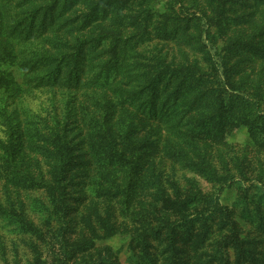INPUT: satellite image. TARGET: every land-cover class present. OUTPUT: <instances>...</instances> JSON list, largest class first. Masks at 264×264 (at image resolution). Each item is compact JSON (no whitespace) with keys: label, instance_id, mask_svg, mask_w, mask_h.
Returning <instances> with one entry per match:
<instances>
[{"label":"trees","instance_id":"obj_1","mask_svg":"<svg viewBox=\"0 0 264 264\" xmlns=\"http://www.w3.org/2000/svg\"><path fill=\"white\" fill-rule=\"evenodd\" d=\"M251 1L256 5L247 24L253 32L245 41L236 34L244 17L225 15L235 0H203L202 16L211 13L208 45L191 30L199 28L198 20L178 14L174 0L156 8L162 1L0 0V93L16 97L50 87L77 94L63 122L49 111L4 116L9 138L0 140V177L16 192L44 189L49 198L41 205L45 232L23 214L14 220L17 231L50 248L60 236L52 221L64 232L81 214L90 237L81 231L59 264L79 258L77 264H119L109 248L92 253L98 240L119 232L116 223L132 225L129 256L143 263L155 264L148 247L157 239L164 245V264H264V253L240 237L232 210L213 207L211 197L199 191L183 196L153 159L161 153L222 185L228 176L216 172L203 147L225 144L234 127L246 125L252 144L264 150V95L260 89L249 93L242 71L245 62L264 67V0ZM8 17L27 20L29 29L39 21L40 33L33 38L28 31L25 38L26 44L41 39V47L27 54L42 70L34 84L16 83L3 73L4 65L18 62L11 58ZM228 32L235 34L219 47L217 37ZM158 43L174 45L181 58L169 57ZM68 65L63 79L54 77ZM138 191L145 192V202ZM240 194L234 203L239 215L250 232L264 237V191L248 197L244 187ZM0 215L10 217L1 203ZM136 248L144 253L136 254ZM34 264L41 263L36 258Z\"/></svg>","mask_w":264,"mask_h":264},{"label":"rangeland","instance_id":"obj_2","mask_svg":"<svg viewBox=\"0 0 264 264\" xmlns=\"http://www.w3.org/2000/svg\"><path fill=\"white\" fill-rule=\"evenodd\" d=\"M160 1L162 2H156L154 4L155 8L158 7L159 4L162 5L165 0ZM174 1L176 2L175 10L178 14L198 20L199 28H197V30H191L201 36L202 42L210 45L206 30L208 29V17L211 13L207 12L205 18L202 16L203 0ZM181 2L182 6H180ZM255 5L256 4L251 0H235V4L233 6L229 5L225 13L230 19L244 17L246 22L244 23L242 19V25L240 26V29L243 30H238L236 34H238L240 39L245 41H249V36L253 32L252 26H248L247 22H249L248 16L250 13L255 10ZM28 25L29 22L27 20L20 23L18 19H11L8 17L6 33L13 39L12 45L15 51L10 54L12 56L11 58H15L18 62L12 65H4L2 70L6 76L8 75L11 80L16 83L23 80L34 84L41 77L42 70L39 66H34L35 57L27 54L31 49L41 47V39H34L26 44L25 38L28 31H30L33 38H35L40 33V27L39 21H36L31 29H29ZM216 30L220 32L219 26ZM234 34L233 32H228L225 33V36L222 38L218 36V46L223 47L227 40L232 38ZM158 45H165L164 51H166L169 57L175 54L178 59L181 58L180 53H178L174 45L159 43ZM185 53L190 59L193 57L191 50L186 49ZM263 69L264 67L260 64L257 65V63L251 64L245 62L242 64V71H244L243 76L246 77L249 93H256V90L260 89L258 91L264 95ZM70 71L71 65L64 66L59 72L56 74L54 73V77L61 80ZM260 73L262 74L261 77H259ZM248 75L250 77L249 79ZM74 97H77V94L72 89L50 87L35 88L16 97L7 93H0V140L4 142L9 138V130L4 125V116L9 118L15 117L16 119V116L20 118L21 115L27 113V111H29L30 114L33 113V115H45L49 111L53 115L59 117L63 122L66 118L68 109L73 107L72 102L75 100ZM203 151L207 153L209 160H211L218 174L221 175L226 173L228 176V181L226 183L221 185L219 183L207 182L199 175L189 170L182 169L166 160L161 153L154 155L153 159L156 167L163 172L164 176H167L177 183L183 196L189 195L192 191H199L200 194L211 197L213 207L222 206L227 210H232L234 215L231 216L236 221L237 228L241 230L240 237L255 244L257 246V253H264V237L255 229L250 232V225L239 215L238 210L234 206L236 200L241 199L240 189L245 187L250 194L248 197L252 196L256 190L264 191V150L252 144L248 135V127L246 125H240L234 127L229 134L226 135L225 144L209 145L203 147ZM144 196L145 192H137V197L142 199L143 202L146 200ZM0 203L10 211L9 218L0 215V264H34L36 258L41 264H59L58 259L63 257V253L79 241L81 231H84L86 238L90 237V234L81 222V217H79L81 214L73 216L72 225H74V227L68 228L64 232L60 224L54 220L52 221L51 224L55 228L54 231L57 234L59 233L60 236H58L57 241L55 240L51 243L52 246L50 248L47 243L40 241L37 237L17 231L15 226L17 223L14 220H16L19 215L23 214L40 230L45 232L46 223L43 220H45L46 214H43L44 211L41 205H48L49 198L44 189H20L16 192L0 177ZM101 205L102 202L99 206ZM104 206H101L103 210ZM199 209H201V207H199ZM83 210L84 208L80 209L79 212L81 213ZM115 212L118 213V210L115 209ZM40 219H42V221H40ZM120 221L121 218L119 217L118 222ZM124 222L127 221L124 220ZM65 225L64 223V226ZM116 225L119 232L109 238L98 240L95 244V251H92V253L94 252V255L97 256L98 252H103L106 248H109L119 264H147L145 262L143 263L141 258L136 260V258L129 256L130 251L128 250V245L134 231L132 225L130 228L127 227L128 224L124 226L121 223L119 225L116 223ZM148 251L149 254H151L149 257L153 260V263H165V259L163 258L164 245L157 239L150 240ZM134 252L136 254L144 253L140 252V248H136ZM95 256L92 258H95ZM86 257L90 259L89 255ZM227 257L233 260L234 253L232 250L227 252ZM80 261H82L81 258L72 260L68 264H77ZM191 261L194 260L192 259Z\"/></svg>","mask_w":264,"mask_h":264}]
</instances>
